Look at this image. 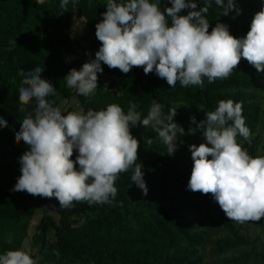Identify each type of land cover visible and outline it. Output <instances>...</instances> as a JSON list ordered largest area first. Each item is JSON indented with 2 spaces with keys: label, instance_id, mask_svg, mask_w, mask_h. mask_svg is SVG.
Returning <instances> with one entry per match:
<instances>
[{
  "label": "trees",
  "instance_id": "16d2710c",
  "mask_svg": "<svg viewBox=\"0 0 264 264\" xmlns=\"http://www.w3.org/2000/svg\"><path fill=\"white\" fill-rule=\"evenodd\" d=\"M150 2H158L162 11L171 6L169 0ZM196 2L203 6L204 0ZM60 3L61 0H45L42 5L37 0H0V117L8 124L0 127V254L24 248L32 221L41 212L43 216L33 236L37 251L32 257L38 258V264H202L197 248L203 244V236L194 232L195 227H202L198 214L221 208L211 194L192 192L187 187L193 167L189 146L206 142L191 118L195 117L197 123L205 120L206 112L214 111L220 100L231 99L242 103L245 124L254 133L260 115L264 118V110L248 90H258L264 73L242 58L225 80L209 83L205 78L203 87L187 88L177 82L172 88L155 72L145 75L142 67L124 74L101 63L103 72L98 73L95 92L88 97L78 95L63 79L72 68L80 69L74 57L73 23L75 18H87L95 59L101 46L95 25L103 19L107 0H69L63 14ZM233 3L235 8L223 15L213 0L206 17L209 31L223 23L233 36L243 38L254 15L264 9V0ZM36 66L43 70L42 79L57 90L56 96L48 98L56 106L61 107L63 99L77 96L85 113L89 109L104 110L109 104H118L126 113L130 103H135L141 120L154 100L163 105L165 114L177 109L174 120L184 128L185 135L178 134L177 149L172 155L150 127L138 125L131 129L140 142L136 163L142 165L147 195L131 181L135 165L119 175L115 182L117 195L111 204L75 203L72 208L60 209L57 221L45 211L47 198L13 191L21 174L20 158L29 150L23 142H16L15 133L36 107L33 100L25 111H19L18 89L23 80L19 71L27 73ZM68 111L72 110H62L65 114ZM190 129L195 132L190 133ZM147 139H152L151 145ZM243 139L237 136L238 143ZM76 155L74 151L73 160ZM224 226L228 236L217 243V254L242 246L254 248V243L234 225ZM250 259L245 255L223 264H246Z\"/></svg>",
  "mask_w": 264,
  "mask_h": 264
},
{
  "label": "clouds",
  "instance_id": "9594fccd",
  "mask_svg": "<svg viewBox=\"0 0 264 264\" xmlns=\"http://www.w3.org/2000/svg\"><path fill=\"white\" fill-rule=\"evenodd\" d=\"M214 2L223 15L235 8L233 0H227L226 5L224 0ZM37 3L42 5L45 0ZM169 3L171 6L162 11L158 2L150 0H107L103 19L95 25L101 42L95 59L79 70L72 68L63 78L66 86L78 95H92L98 73L103 72L101 63L124 74L142 67L145 75L155 72L172 88L177 82L187 88L203 87L205 78L209 83L225 80L242 58L264 73V9L254 15L246 36L236 38L223 23L209 31L206 17L213 0H204L203 6L196 0ZM68 4L69 0H61V14ZM236 11L239 14L240 10ZM81 21L87 18L81 17ZM42 71L39 66L27 73L19 71L23 77L18 89L19 111H25L33 100L36 107L15 133L16 142H23L29 150L20 158L21 174L13 191L55 198L61 209L83 202L111 204L119 175L135 165L131 181L147 195L142 165L136 163L140 142L131 129L150 127L172 155L178 134L185 135L174 120L177 109L165 114L163 105L154 100L142 120L135 103H130L126 113L118 104H109L104 110L65 114L48 99L58 93L50 81L42 79ZM242 113V103L228 99L220 100L214 111H207L205 120L197 123L191 118L206 142L189 146L193 167L187 185L192 192L211 194L226 217L241 224L264 218V155L254 157L238 143L237 136L244 140L251 136ZM7 126L0 117V127ZM146 143L151 145L152 139ZM74 151L78 152L75 160ZM0 264H38V258L24 248L7 250L0 254Z\"/></svg>",
  "mask_w": 264,
  "mask_h": 264
},
{
  "label": "rangeland",
  "instance_id": "374dc122",
  "mask_svg": "<svg viewBox=\"0 0 264 264\" xmlns=\"http://www.w3.org/2000/svg\"><path fill=\"white\" fill-rule=\"evenodd\" d=\"M247 1V0H242ZM254 3H259V0H249ZM99 3L96 1L94 6L97 7ZM72 39L74 41V57L78 60L80 68L85 62L94 59L93 39L89 36V30L86 22L81 21V18H75L71 30ZM90 54V55H89ZM246 61L245 59H243ZM76 92L75 89H71ZM248 92L255 95V102L258 103L262 110H264V79L258 86V90H248ZM77 93V92H76ZM61 108L64 111L71 109L72 111L82 110L83 107L77 96L70 99H63L61 101ZM241 146L248 151L252 156L264 155V118L260 115L257 128L251 134L249 140L239 141ZM57 208L50 212L53 218L57 221L59 219L60 205L58 200L53 198ZM43 213L38 212L31 225L29 237L26 240L24 249L30 251L34 255L37 251L33 241V236L36 232V227L42 219ZM202 227H195L194 232L202 233L203 244L197 249L198 256L202 258V264H223L227 260H235L245 255H250L251 259L246 264H264V218L258 222L237 223L229 220L221 209L216 210H202L198 214ZM225 224L234 225L242 236L247 237L254 243V248L251 246H242L231 250L225 254L219 255L216 253L217 243L228 236V231Z\"/></svg>",
  "mask_w": 264,
  "mask_h": 264
},
{
  "label": "built area",
  "instance_id": "2783aa9c",
  "mask_svg": "<svg viewBox=\"0 0 264 264\" xmlns=\"http://www.w3.org/2000/svg\"><path fill=\"white\" fill-rule=\"evenodd\" d=\"M57 208V205L54 201V199H48L46 204H45V211L47 212H52L53 210H55Z\"/></svg>",
  "mask_w": 264,
  "mask_h": 264
}]
</instances>
